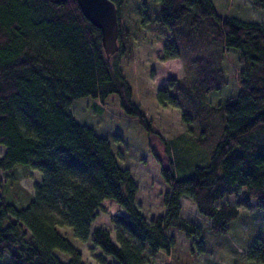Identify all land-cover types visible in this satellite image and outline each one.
<instances>
[{"label": "trees", "instance_id": "obj_1", "mask_svg": "<svg viewBox=\"0 0 264 264\" xmlns=\"http://www.w3.org/2000/svg\"><path fill=\"white\" fill-rule=\"evenodd\" d=\"M114 1L119 48L108 57L100 29L78 0H0V146L5 147L0 170L24 165L42 173L33 191L23 189L22 196L18 185L0 176V254L7 264H86L62 226L84 241L92 234L93 243L116 260L98 255L100 264H159V252L173 245L171 228L187 238L200 231L183 217V196L212 219L217 233L229 231L239 206L249 207L252 199L264 209V18L256 22L221 14L213 0H155L157 8L150 13L151 0L148 5L136 0L150 22L170 33L163 57L181 58L185 65L184 76L157 92L160 104L181 109L182 121L193 125L191 144L204 151L197 159L206 163H195L192 173L179 176L185 171L181 150L189 145L181 138L169 141L153 128L133 101L121 66L134 58L144 21L122 9V0ZM250 1L264 14V0ZM230 49L236 53L239 88L212 104L209 94L229 83L222 62ZM113 93L146 130L169 185L165 213L151 220L140 211L139 187L119 165L108 139L71 109L74 99L105 101ZM241 191L242 198L228 201ZM107 199L124 211L113 218L114 239L110 229L92 228ZM246 254L264 264V238H256Z\"/></svg>", "mask_w": 264, "mask_h": 264}, {"label": "rangeland", "instance_id": "obj_2", "mask_svg": "<svg viewBox=\"0 0 264 264\" xmlns=\"http://www.w3.org/2000/svg\"><path fill=\"white\" fill-rule=\"evenodd\" d=\"M146 5L150 0H137ZM136 0H122L121 7L133 19L143 22L142 30L137 32L134 58L122 62L124 76L133 88V101L137 103L152 121L153 128L158 130L164 138L170 140L181 138L189 147L181 150L185 153L180 166L185 170L179 176L192 173L195 163L204 164L198 160L201 152L199 146L191 144L190 133L192 123H185L181 118V109L171 105L160 104L157 92L170 85L171 79L185 75V65L181 58L165 59L163 46L170 38L168 31L161 30L144 16V7ZM217 10L224 15L235 16L245 20L262 22L264 14L250 0H213ZM157 2L151 0L149 12H154ZM222 62L228 76L229 83L218 91L209 94L208 100L212 104L227 99L238 91L236 79L238 63L234 49L227 50ZM71 109L75 117L83 124L90 126L99 135L106 137L111 144L121 167L127 168L139 189L136 203L147 220L165 213L164 193L169 190V185L164 181L160 165L149 147L146 130L138 118L127 114L121 107L117 94H110L105 101L92 96H83L74 99ZM189 148V150H188ZM5 147L0 146V155ZM192 150L195 154L188 155ZM198 153V154H197ZM182 154V153H181ZM204 155V154H203ZM185 158L187 159L185 162ZM208 161V160H207ZM1 179L13 181L18 185L20 196L24 195L23 189L32 192L35 182H40L42 173L29 166H19L11 172L0 170ZM0 191H3L0 188ZM6 191H9L6 187ZM243 191L228 197V201L235 203L243 197ZM183 217L194 222L199 227V233L187 238L176 228H171L168 235L173 238V245L169 252H159V264H259L247 257V249L258 237L264 238V209L255 205L251 200L249 207L239 206L238 216L229 224V231L217 233L211 229L212 219L199 212L195 202L188 196L181 198ZM124 212L112 199L103 202L99 215L93 227L103 226L111 230L115 238L113 218L116 214ZM60 231L77 246L83 255L86 264H100L98 255H104L108 261L116 260L105 255L100 247L92 240V234L87 241L74 236L72 228L62 226ZM62 260H68V255L57 252ZM8 258L0 254V264H7Z\"/></svg>", "mask_w": 264, "mask_h": 264}, {"label": "water", "instance_id": "obj_3", "mask_svg": "<svg viewBox=\"0 0 264 264\" xmlns=\"http://www.w3.org/2000/svg\"><path fill=\"white\" fill-rule=\"evenodd\" d=\"M85 17L101 31L102 45L108 57L118 50L119 19L114 0H78Z\"/></svg>", "mask_w": 264, "mask_h": 264}]
</instances>
